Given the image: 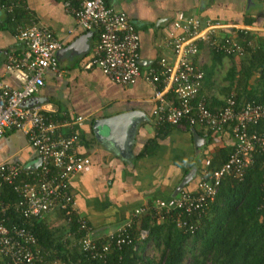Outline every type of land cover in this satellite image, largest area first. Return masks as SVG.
Returning a JSON list of instances; mask_svg holds the SVG:
<instances>
[{
	"label": "crops",
	"instance_id": "0c3cea01",
	"mask_svg": "<svg viewBox=\"0 0 264 264\" xmlns=\"http://www.w3.org/2000/svg\"><path fill=\"white\" fill-rule=\"evenodd\" d=\"M6 2L0 0V79L10 87L22 89L28 78L25 71L7 68L8 57L24 50L17 39L19 26H28L34 20L63 44L58 52V71L46 72L44 86L34 103L41 105L66 136L77 133L78 153L91 159L89 167L72 177L71 188L78 214L93 228L94 240L104 242L133 218L135 210L152 207L159 200L172 201L184 177L196 169L194 180L185 188L194 191L201 172L220 162L222 151L232 153L234 139L230 130L214 134L199 126H157L153 117L155 91L145 76L150 69H158L161 58L171 54L166 39L174 21L195 17L204 25H219L209 41L197 42L194 61L204 71L203 93L209 106L223 108L231 94L236 96L242 90H235L233 81L243 80L239 72L244 70L239 59L243 56L219 57L212 44L235 39L245 48L242 44L246 37L250 49L264 43V0H105L110 8L127 15L139 32L141 76L131 86L111 82L96 67L87 69L94 58L98 35L79 27L59 2L20 0L14 13L6 10ZM258 78L260 72L250 84ZM243 97L240 95L238 101ZM128 112L137 116L126 135L119 136L115 143L97 141L95 121ZM80 117L83 124L71 130L67 124ZM2 163H18L31 171L40 166L22 132L0 138ZM145 216L137 220L138 226ZM41 221L55 233L65 226L60 211ZM61 236L59 232L57 239ZM52 255L59 254L55 251Z\"/></svg>",
	"mask_w": 264,
	"mask_h": 264
},
{
	"label": "built area",
	"instance_id": "2783aa9c",
	"mask_svg": "<svg viewBox=\"0 0 264 264\" xmlns=\"http://www.w3.org/2000/svg\"><path fill=\"white\" fill-rule=\"evenodd\" d=\"M20 0H7L4 7L14 13ZM71 14L78 24L89 33L98 35L94 58L87 69L98 68L111 82L131 86L141 76L140 36L133 22L125 15L110 8L105 0H54ZM220 28L212 23L202 24L195 17L174 21L167 35L166 46L171 53L158 63V69H150L145 80L154 89L157 106L153 117L159 127H203L210 133L231 131L234 149L220 168L199 175L194 191H181L172 201H156L152 207H142L133 218L109 235L103 243L92 237L89 223L79 216L71 179L91 165V159L78 153L80 138L72 132L66 136L60 125L34 103L35 96L44 86L48 70L58 71V52L63 44L48 29L32 21L28 26L17 28V39L23 52L7 59L8 69H18L28 74L25 85L17 90L0 79V138L7 133L22 132L39 158L36 171L25 169L18 163L0 164V263L1 264H60L47 262L51 255L40 248L30 228L13 222L8 226L12 213L28 222L41 221L52 212L65 214L67 224L75 223L77 240L84 257L105 264L113 248L133 244V230L137 220L150 215L151 223L175 222L184 233L194 232L202 215L219 193L227 179L243 180L255 162V155L264 153V135L254 129L264 123V105L256 101L240 102L231 94L226 106L210 109L208 99L200 95L204 86V71L195 63L197 42L209 41L212 33ZM217 53L227 56H243L245 48L235 39H225L214 45ZM83 118L68 123L73 130L80 127ZM11 188L15 201L5 200L6 188ZM183 215L197 217L195 222L183 220ZM175 217V220L174 218ZM7 224V225H6ZM149 236L147 229H139L138 241Z\"/></svg>",
	"mask_w": 264,
	"mask_h": 264
},
{
	"label": "trees",
	"instance_id": "16d2710c",
	"mask_svg": "<svg viewBox=\"0 0 264 264\" xmlns=\"http://www.w3.org/2000/svg\"><path fill=\"white\" fill-rule=\"evenodd\" d=\"M246 39L242 45L247 47V51L239 58L244 68L239 71L243 74V80L233 81L235 90H243L240 94L235 92L236 98L244 95L242 100L239 99L240 102L256 101L264 105V43L250 49ZM217 56L225 55L219 53ZM257 72H260V78L251 85L250 80ZM203 91L200 92L202 96ZM254 130L264 135V123ZM230 155V152L222 151L219 157L222 161H216L207 171L220 168ZM3 197L5 200H16L12 189L8 187ZM11 216L8 226L16 222L30 228L39 247L51 254L47 262L56 260L60 264H104L103 261L93 262L84 257L77 245L80 235H65L64 232L77 230L74 222L67 224L65 214L62 213L65 226L59 230L62 236L58 239L59 232L50 230L44 221L35 220L29 224L18 219L14 213ZM196 218L183 215V220L187 221L195 222ZM139 229L149 231L148 238L142 242L137 237ZM133 237V244L123 246L120 251L113 248L105 264H264V153L255 155V162L243 180L227 179L223 182L194 232L178 230L175 222L169 218L163 223L156 221L152 224L150 217L145 216L141 225L134 227ZM149 247L161 252L158 258L147 254ZM55 251L59 255H52Z\"/></svg>",
	"mask_w": 264,
	"mask_h": 264
},
{
	"label": "water",
	"instance_id": "95a60500",
	"mask_svg": "<svg viewBox=\"0 0 264 264\" xmlns=\"http://www.w3.org/2000/svg\"><path fill=\"white\" fill-rule=\"evenodd\" d=\"M137 116L136 113H125L114 117L103 118L95 121L93 132L98 142H112L115 143L119 136L126 135L128 127L132 124L133 118ZM133 125V124H132ZM131 125V126H132ZM195 132V131H194ZM196 169L189 172L177 188L175 197L183 191L195 178ZM94 233L92 237H94Z\"/></svg>",
	"mask_w": 264,
	"mask_h": 264
},
{
	"label": "rangeland",
	"instance_id": "374dc122",
	"mask_svg": "<svg viewBox=\"0 0 264 264\" xmlns=\"http://www.w3.org/2000/svg\"><path fill=\"white\" fill-rule=\"evenodd\" d=\"M160 251L159 250H155L154 247L151 248L149 247L148 250H147V254L150 256V257H155V258H158L159 255H160ZM51 263V262H50Z\"/></svg>",
	"mask_w": 264,
	"mask_h": 264
}]
</instances>
